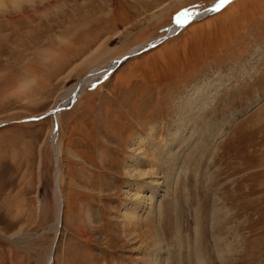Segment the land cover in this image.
I'll list each match as a JSON object with an SVG mask.
<instances>
[{
	"label": "rangeland",
	"instance_id": "374dc122",
	"mask_svg": "<svg viewBox=\"0 0 264 264\" xmlns=\"http://www.w3.org/2000/svg\"><path fill=\"white\" fill-rule=\"evenodd\" d=\"M218 4L0 0V264H46L57 230L50 264H264V0L185 24L49 113Z\"/></svg>",
	"mask_w": 264,
	"mask_h": 264
},
{
	"label": "bare ground",
	"instance_id": "6f19581e",
	"mask_svg": "<svg viewBox=\"0 0 264 264\" xmlns=\"http://www.w3.org/2000/svg\"><path fill=\"white\" fill-rule=\"evenodd\" d=\"M227 5V4H226ZM225 5V6H226ZM217 6V5H216ZM224 6V7H225ZM213 8L215 7V6H212ZM212 7H210V8H212ZM210 8H208V9H204L206 12H203L202 14H200V15H198V16H194L193 18H192V20H190L189 22L191 23V21H193V20H195V19H197V18H200V17H202L203 15H207V14H210V12H211V10H210ZM223 8V7H222ZM221 8V9H222ZM220 9V10H221ZM203 11V10H202ZM201 11V12H202ZM189 22H187L188 24H189ZM175 25H177V24H175ZM185 25V24H184ZM187 25V24H186ZM185 25V26H186ZM178 27V25L177 26H174V27H172V28H170V30L168 31V33H167V35H169V33H171L172 31H174L176 28ZM162 42V41H161ZM160 42V43H161ZM159 43V44H160ZM113 65V64H112ZM112 65H110V66H108V67H111ZM113 72V71H112ZM104 72L103 71H101V72H92V73H90L87 77H86V79L85 80H83L82 82H81V84H80V86H79V90H78V93L74 96V98H73V101L76 99V97L81 93V91H83L84 90V88L86 87V86H88V85H90V84H92L94 81H97L100 77H102ZM76 88V87H75ZM75 88L69 93V94H67L66 95V98H64L62 101H61V104H59L58 106V108L56 109V111H52L51 110V112H50V115H52L53 114V120H54V122L57 120V117L60 115V111H61V109H65V108H67L68 106H66V102H67V100L73 95V92H74V90H75ZM81 88V89H80ZM205 98V97H204ZM203 98V99H204ZM194 99H196L195 97H194ZM72 101V102H73ZM65 103V104H64ZM64 104V105H63ZM179 129V128H178ZM55 133H54V124H53V129H52V133H51V141H50V144H51V149L54 151V152H56V141H55ZM167 144V143H166ZM57 175H58V173H57ZM56 197H58V200L60 199L59 197H60V193H59V191H58V188H56ZM136 209V208H135ZM62 210V207H61V199H60V202H59V204H58V211H57V217H56V223L59 221V218H60V216H61V211ZM61 219V218H60ZM46 264H50V261H49V257H48V260H47V263Z\"/></svg>",
	"mask_w": 264,
	"mask_h": 264
},
{
	"label": "water",
	"instance_id": "95a60500",
	"mask_svg": "<svg viewBox=\"0 0 264 264\" xmlns=\"http://www.w3.org/2000/svg\"><path fill=\"white\" fill-rule=\"evenodd\" d=\"M211 7H212V6H211ZM216 7H217V6H215L214 8H216ZM214 8H213V7L210 8L211 12H214V11H212V9H214ZM205 9H206V8H205ZM192 18H193V16H190V18L187 17L186 19L183 20V23H178V22L176 21L178 27H177L172 33H169V35L165 34L164 36H162L161 38H159V39L156 41V43L153 42V45H156V44H158V42H161V41H162L163 39H165L166 37L175 34V33H176V32H177V31H178V30H179L184 24H186L187 22H189L190 20H192ZM148 46H149V45H144V47L142 46L140 49H138V50H136V51H134V52H131V53H129V54H125V55L121 56L119 59L114 60V62H112L113 65H112L111 67H102V68L98 69V70H99L98 72H101V71L104 72V73H103V76H102L101 78L105 77L108 73L112 72V71L114 70L115 67H117L119 64H121L122 61H124L125 59L131 57L132 55H135V54H138V53L142 52V51L145 50ZM98 80H99V79H98ZM98 80H97V81H94L92 84L97 83ZM80 89H81V88H80ZM78 90H79V86H77V87L75 88V91L73 92V95L68 99L66 106H68V105L72 102L74 96L78 93ZM50 112H51V111L49 110V113H50ZM54 128H55V126H54ZM59 226H60V218H59V221H58V227H59ZM57 239H58V230L56 231L55 236H54V238H53V240H52V243H51L50 254H49V261H50V262L52 261L53 252H54V249H55V246H56Z\"/></svg>",
	"mask_w": 264,
	"mask_h": 264
},
{
	"label": "clouds",
	"instance_id": "9594fccd",
	"mask_svg": "<svg viewBox=\"0 0 264 264\" xmlns=\"http://www.w3.org/2000/svg\"><path fill=\"white\" fill-rule=\"evenodd\" d=\"M129 171H130V169L127 168V167L124 169V172L127 175V178L129 180H132V179L143 180V179L146 178V176L148 174V170L147 169L134 168V169L131 170V174L128 175ZM138 173H143V175H138ZM133 195H139V194L133 193Z\"/></svg>",
	"mask_w": 264,
	"mask_h": 264
},
{
	"label": "snow or ice",
	"instance_id": "6c2138e0",
	"mask_svg": "<svg viewBox=\"0 0 264 264\" xmlns=\"http://www.w3.org/2000/svg\"><path fill=\"white\" fill-rule=\"evenodd\" d=\"M233 2H234V0H219V4L217 5L216 8L212 9V11H217L223 5L230 4V3H233ZM184 18H186V17H184ZM184 18H179L177 22L178 23H183Z\"/></svg>",
	"mask_w": 264,
	"mask_h": 264
}]
</instances>
